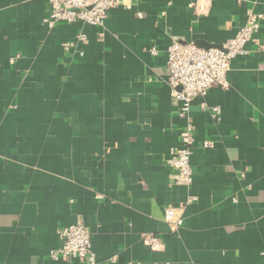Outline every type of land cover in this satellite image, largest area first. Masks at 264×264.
<instances>
[{"label":"crops","instance_id":"obj_1","mask_svg":"<svg viewBox=\"0 0 264 264\" xmlns=\"http://www.w3.org/2000/svg\"><path fill=\"white\" fill-rule=\"evenodd\" d=\"M191 1L121 0L102 27L50 28L49 0H0V264H87L50 257L78 222L96 264H264V50L249 43L229 88L214 84L185 117L167 55L175 40L221 46L264 0ZM81 32L88 42L65 51ZM188 123L190 188L167 162ZM168 205L184 206L176 233Z\"/></svg>","mask_w":264,"mask_h":264},{"label":"built area","instance_id":"obj_2","mask_svg":"<svg viewBox=\"0 0 264 264\" xmlns=\"http://www.w3.org/2000/svg\"><path fill=\"white\" fill-rule=\"evenodd\" d=\"M49 1L51 8L45 22L53 28L59 24L76 22L102 27L105 25L109 11L121 0ZM201 1L193 0L189 3V7L200 10ZM171 3L172 0H169V4ZM263 21L264 14L250 10L246 23L239 28L234 37L221 46L205 48L194 42L180 40L172 42L167 52L170 70L168 83L180 103L179 114L181 116H188L193 101L206 97L214 84H219L225 89L229 88L227 76L231 62L234 58L249 53L247 48L249 43L264 50V43L260 36ZM87 42L88 36L81 32L78 34L77 41L64 42L63 49L68 52L76 51L80 43ZM153 51L156 52L155 49ZM213 111L214 116L219 118L221 108L214 107ZM194 130L193 123H188L181 131L182 146L171 148L167 160L169 167L173 170L174 183L188 188L192 186L194 180L191 164L193 146L196 142ZM202 146L213 147L214 141L205 140ZM195 199L194 196L189 197L190 202ZM164 216L170 225L171 232L176 233L184 223V206L168 205L165 207ZM59 234L61 245L50 253L51 259L79 260L87 264L97 263V257L92 248V234L83 223L78 222L62 227ZM142 241L153 250H160L164 247L163 240L154 233H144Z\"/></svg>","mask_w":264,"mask_h":264}]
</instances>
